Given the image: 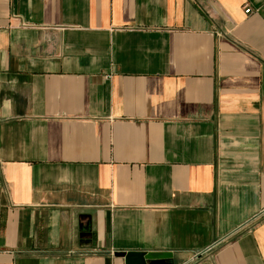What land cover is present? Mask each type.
Segmentation results:
<instances>
[{
  "label": "crops",
  "instance_id": "obj_1",
  "mask_svg": "<svg viewBox=\"0 0 264 264\" xmlns=\"http://www.w3.org/2000/svg\"><path fill=\"white\" fill-rule=\"evenodd\" d=\"M129 252L264 264V0H0V264Z\"/></svg>",
  "mask_w": 264,
  "mask_h": 264
},
{
  "label": "water",
  "instance_id": "obj_2",
  "mask_svg": "<svg viewBox=\"0 0 264 264\" xmlns=\"http://www.w3.org/2000/svg\"><path fill=\"white\" fill-rule=\"evenodd\" d=\"M80 228L81 230L88 229V227L86 226H84L83 229H82V226ZM80 237L81 239L89 238V240L86 243L90 244L92 234H90L89 232L81 233ZM115 257L123 258L125 261V264H171L170 262H168V260L172 258V254L171 253L129 252V253H116Z\"/></svg>",
  "mask_w": 264,
  "mask_h": 264
},
{
  "label": "built area",
  "instance_id": "obj_3",
  "mask_svg": "<svg viewBox=\"0 0 264 264\" xmlns=\"http://www.w3.org/2000/svg\"><path fill=\"white\" fill-rule=\"evenodd\" d=\"M244 12H245V14H249V13H250V9H249V8H246V9L244 10Z\"/></svg>",
  "mask_w": 264,
  "mask_h": 264
}]
</instances>
